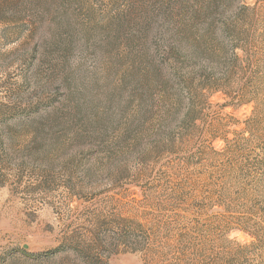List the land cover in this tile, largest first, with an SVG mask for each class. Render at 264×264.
<instances>
[{"label":"rangeland","instance_id":"374dc122","mask_svg":"<svg viewBox=\"0 0 264 264\" xmlns=\"http://www.w3.org/2000/svg\"><path fill=\"white\" fill-rule=\"evenodd\" d=\"M264 0H0V264H264Z\"/></svg>","mask_w":264,"mask_h":264},{"label":"trees","instance_id":"16d2710c","mask_svg":"<svg viewBox=\"0 0 264 264\" xmlns=\"http://www.w3.org/2000/svg\"><path fill=\"white\" fill-rule=\"evenodd\" d=\"M252 170L245 174L242 168L230 172L229 183L240 193H252V197H264V158L255 160Z\"/></svg>","mask_w":264,"mask_h":264}]
</instances>
